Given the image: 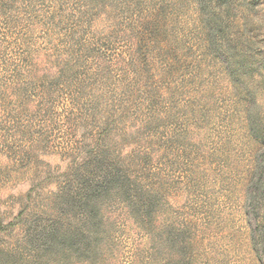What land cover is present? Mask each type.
Masks as SVG:
<instances>
[{
  "label": "rangeland",
  "instance_id": "obj_1",
  "mask_svg": "<svg viewBox=\"0 0 264 264\" xmlns=\"http://www.w3.org/2000/svg\"><path fill=\"white\" fill-rule=\"evenodd\" d=\"M0 0V264H264V0Z\"/></svg>",
  "mask_w": 264,
  "mask_h": 264
},
{
  "label": "trees",
  "instance_id": "obj_2",
  "mask_svg": "<svg viewBox=\"0 0 264 264\" xmlns=\"http://www.w3.org/2000/svg\"><path fill=\"white\" fill-rule=\"evenodd\" d=\"M201 12L206 16L209 36L214 38L220 34L222 24L217 20L219 12L228 10L226 0H198ZM247 215L251 226L253 246L264 263V153L259 155L253 183L247 197Z\"/></svg>",
  "mask_w": 264,
  "mask_h": 264
}]
</instances>
